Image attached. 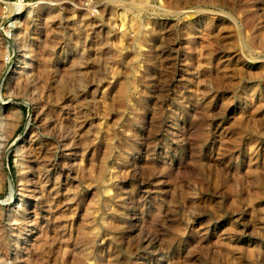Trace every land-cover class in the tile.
Here are the masks:
<instances>
[{
	"label": "rangeland",
	"instance_id": "rangeland-1",
	"mask_svg": "<svg viewBox=\"0 0 264 264\" xmlns=\"http://www.w3.org/2000/svg\"><path fill=\"white\" fill-rule=\"evenodd\" d=\"M0 264H264V0H0Z\"/></svg>",
	"mask_w": 264,
	"mask_h": 264
}]
</instances>
